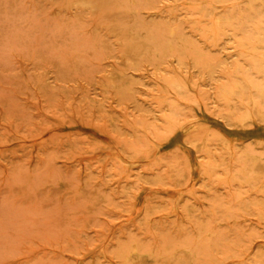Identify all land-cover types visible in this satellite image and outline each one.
<instances>
[{
    "label": "rangeland",
    "instance_id": "rangeland-1",
    "mask_svg": "<svg viewBox=\"0 0 264 264\" xmlns=\"http://www.w3.org/2000/svg\"><path fill=\"white\" fill-rule=\"evenodd\" d=\"M98 2L0 0V264H124L132 244L158 264L204 241L235 255L221 264H264V195L228 181L244 151L264 163V121L226 120L218 94L262 77L197 35L225 65L131 59L112 25L123 15ZM139 3L141 30L187 9ZM232 102L235 117L251 110Z\"/></svg>",
    "mask_w": 264,
    "mask_h": 264
},
{
    "label": "bare ground",
    "instance_id": "bare-ground-1",
    "mask_svg": "<svg viewBox=\"0 0 264 264\" xmlns=\"http://www.w3.org/2000/svg\"><path fill=\"white\" fill-rule=\"evenodd\" d=\"M172 1L175 2L176 0ZM182 1L186 4L187 9L183 13L172 15L169 19L171 20L170 23L159 25V27L143 28L142 30L139 29L141 23L132 17L135 10L134 4L138 6L140 0H99L98 3L123 15L124 18L121 22L114 20L112 25L120 34L119 36L126 40V42L124 41L126 43L125 48L128 46V51L126 49L127 52L125 53L131 55V59H133L132 57H142V55L159 59L166 52H169L176 54L178 61H181L183 56L190 55L192 64L195 66L225 65L209 60L210 58L207 60L195 41H192V37L193 35L199 36L204 44L206 43L210 47H217L229 42V48L235 55V60L230 64L247 63L248 68L253 69L256 76L262 77V81L257 82L255 78L248 75L236 74L230 77L227 81L229 87L220 89L221 92H218L219 98L227 104L225 118L226 120L241 122L247 117L254 116L256 119L264 121V0ZM75 3L89 5L90 0L87 2L75 0ZM181 15L182 17L179 19L178 17ZM181 22L189 28L190 36L183 33L180 26ZM142 33L143 35H141ZM113 36L115 37V35ZM127 60V57L123 59L124 62ZM115 77L117 76H114V79H116ZM110 84H113V81H110ZM104 86L106 87V85ZM174 86L178 89V85ZM116 90L121 91L119 88ZM233 98H236L242 106L251 107V110H246L247 112L240 117L233 116L235 113ZM195 146L203 151L205 156L207 155L204 145L196 143ZM241 155L242 157L237 160L240 164L238 173L232 174L228 181L234 180L250 186L264 195V163L261 160V154L244 151ZM211 169H206L203 172L209 175L208 172H211ZM227 175L230 176L229 173ZM206 239L208 240V238ZM220 247L212 245L209 241H204L193 247H187L186 244H183L180 257L168 259L165 263L158 264H203L207 260L213 264H221L225 259L235 257V255L232 256L226 252L227 250H221ZM126 248L129 251L124 264H142L141 260L145 256L143 250L140 251L141 249L137 244H132L130 248L128 246ZM207 252L212 256L207 258L205 256ZM219 253L222 255L220 258L217 257ZM120 260L123 262L122 258Z\"/></svg>",
    "mask_w": 264,
    "mask_h": 264
}]
</instances>
